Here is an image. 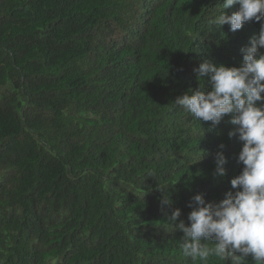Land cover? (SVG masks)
I'll list each match as a JSON object with an SVG mask.
<instances>
[{"label": "trees", "instance_id": "1", "mask_svg": "<svg viewBox=\"0 0 264 264\" xmlns=\"http://www.w3.org/2000/svg\"><path fill=\"white\" fill-rule=\"evenodd\" d=\"M222 3L0 0V264H201L168 217L234 192L242 144L173 103L203 61L242 64Z\"/></svg>", "mask_w": 264, "mask_h": 264}, {"label": "clouds", "instance_id": "2", "mask_svg": "<svg viewBox=\"0 0 264 264\" xmlns=\"http://www.w3.org/2000/svg\"><path fill=\"white\" fill-rule=\"evenodd\" d=\"M238 6L230 15L224 12ZM220 13L208 21V27L224 25L235 32L245 22L252 29L242 43L239 67L215 65L205 60L194 69L199 88L178 96L173 105L198 121L218 126L225 116L235 127L229 138L238 137L242 147L238 163L243 168L231 179V188L218 203L206 202L203 194L194 195L188 205L191 211L186 224L181 210L168 217V225L183 233L181 249L185 257L201 264L214 257L223 264H264V0H223ZM254 22L257 23V26ZM205 80L210 85L205 90ZM224 144L215 154L216 175L223 177L227 163ZM165 188H161L163 191ZM173 201L165 194L161 205Z\"/></svg>", "mask_w": 264, "mask_h": 264}]
</instances>
